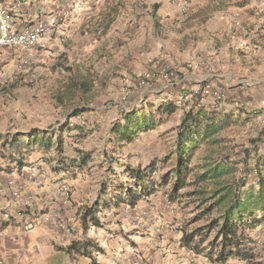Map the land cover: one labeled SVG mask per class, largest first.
<instances>
[{
	"label": "crops",
	"instance_id": "obj_1",
	"mask_svg": "<svg viewBox=\"0 0 264 264\" xmlns=\"http://www.w3.org/2000/svg\"><path fill=\"white\" fill-rule=\"evenodd\" d=\"M70 1L0 0V6L9 15L14 13L29 23L42 20L56 24L53 34L35 49L0 50V233H3L0 264H218L206 256L213 236L200 251L183 244L184 232L204 227L213 218L205 217L206 221L199 218L203 209L192 207L191 203L186 206L185 200L189 198L172 202L166 188L143 196L132 205V196L141 193L133 179L125 175V181H121L125 189L117 191L120 181L99 176L93 158L81 163V154L88 151L80 138L89 135L85 128L87 119L82 114L97 113L96 109L83 106L79 109L85 111L78 116L65 112L67 101L83 99L79 93L71 99L67 94L69 83L65 81L57 89L44 92L49 89L44 77L50 68L63 72L64 46L77 28L85 26L87 18H91L84 21L77 17L80 12L66 14ZM85 1V8L93 2ZM173 3L175 13L172 12L168 24L181 44L168 43L169 30L158 21L155 34L161 32L162 37L154 42V49L155 56L162 59L153 68L162 73L166 67H181L170 60L169 50H175L174 55L182 50L185 54L194 50L191 52L194 61L187 66L194 72L187 71L176 83L181 92L186 89L184 83H200L214 77L215 72H223L216 77L225 78L224 84L230 89L236 78L247 75L252 67H264L261 31L264 1L238 2L237 6L234 2L226 5L223 0H173ZM193 12L195 15H191ZM112 18L105 32L106 22L100 28H87L95 38L103 40L114 34L112 28L118 16ZM58 55L60 66H53L51 58ZM152 59L149 54L142 56L145 70L151 68ZM161 75L157 88L167 86ZM253 84L256 82L249 83ZM212 85L219 92L222 90L219 84ZM256 90H229L225 96L229 99L226 110L233 113L246 109L249 115L264 116V101ZM113 131L112 127L109 132L113 135ZM149 165L126 164L132 168ZM254 187L257 190L255 184ZM92 217L98 218L99 227L92 223ZM27 222L34 229L30 233L24 228ZM259 230L261 226L249 233L253 243ZM198 240L196 237V245ZM75 243L80 245L70 249ZM227 264L251 262L236 258Z\"/></svg>",
	"mask_w": 264,
	"mask_h": 264
},
{
	"label": "rangeland",
	"instance_id": "obj_2",
	"mask_svg": "<svg viewBox=\"0 0 264 264\" xmlns=\"http://www.w3.org/2000/svg\"><path fill=\"white\" fill-rule=\"evenodd\" d=\"M92 1L77 16L82 17L84 21L87 17L91 18H87L85 26L77 28L67 46H64L66 58L62 66L63 72H55L50 68V72L44 77L47 80L46 86H49V89L44 92L47 93L57 89L63 81L68 84L74 78H87L94 83L92 93L87 98L67 101L64 109L65 112L71 114H73L75 108L83 106H91L96 109L97 113L86 111L82 114L87 119L85 128L89 135L80 139L82 140V146L86 145L85 148L88 151L87 153H90V158H93L94 165L99 167L97 169L99 176L102 175L104 178H112L113 180L118 179L121 183L126 179L122 166L130 163L140 166L156 163L158 169L152 179L156 183H162L163 176L171 171L175 163L178 126L191 107H205L211 111L215 110L223 114H229L230 112L226 110L227 107L225 106L229 99L225 96L229 94V90L234 89L242 92L257 89L256 91L261 96V100L264 101V67L261 66L263 68L259 71L261 68L259 65L256 68L252 67L247 75H240L236 78L235 85L230 89L224 84L225 78L216 77L222 75L223 72H215L214 77L205 79L200 83H188L189 81L186 82L187 84L184 83L186 89L181 92V88H178L176 83L181 80V76L187 71L189 74L194 72L192 68L187 67L194 61L192 56L194 50H191L192 53L190 52V54H185L182 50L177 55L173 54L175 50H169L172 54L170 60L176 65L182 66L166 67V72L163 71L162 73L163 79H166L164 84H167V86L157 88L156 85L160 83L157 80L159 76H162V73L157 71V67L153 68L154 65L158 66L162 59V56H155L154 49V42L162 37L161 32L155 34V31L158 32L157 28H159L158 21L163 28L166 26L169 30V33L166 34L168 43L181 44V41L175 38L168 24L169 20L171 21L169 18L173 16L172 12L175 13L173 0ZM223 1L227 3L226 5L234 2L237 6L238 2L246 3L259 0ZM157 5H159L161 12L158 11L159 9L155 11ZM85 11H87L86 14ZM195 13L193 12L191 15H195ZM233 14L237 15L235 12ZM115 15L118 16V19L114 25L115 28H112V31H114L113 36L100 40L91 34L90 28H87L88 26L100 28L102 23L105 24L108 16ZM84 27L87 29H84ZM261 31L263 36L264 22L261 24ZM124 35L126 37H123ZM142 43L145 44L142 45ZM112 44L113 46H111ZM186 52L188 53L189 49ZM144 54H149L153 58L150 64L151 68L147 70H145L147 67H143L142 64ZM59 57L58 55L51 58V61L54 62H52L53 66H60L57 62ZM184 68L187 70H183ZM171 73L172 76H169ZM250 82H256V84L250 86ZM214 83L219 84L218 87L221 86L222 90L220 92L218 88L213 87L212 84ZM168 84H173V86H168ZM155 89L160 92L155 93ZM95 101L97 102L95 103ZM167 102L174 103L178 108L177 112L157 130L141 135L133 143L119 146V142L115 140V135L109 132L112 127L115 128L118 123L123 122V115L126 111L155 112L157 106ZM238 112L235 110L233 113L236 116L239 115ZM259 135L264 136V116L246 114L241 122L233 123L217 136L218 143L201 145L195 152L194 161L196 164H201L210 157L211 160L217 161L226 162L228 159L237 161L242 157V151L251 147V141ZM259 148L260 155L264 154V143ZM250 157V165H254L255 154H251ZM165 159H167L166 162ZM247 171L246 166L242 163L239 165L238 172L231 177L244 178L248 174ZM252 171L253 168L250 167L249 172ZM247 177L248 186L245 189L255 184L254 175L248 174ZM193 180H191L192 183H194ZM171 186V184L167 186L169 192ZM142 188V186L137 187L138 191H141ZM163 189H166V187L158 185L155 193ZM195 189L196 187L191 184L183 193H190ZM194 200L195 198L185 200V205L187 206ZM191 205L197 207V204ZM206 220L208 219L205 218ZM254 240L255 243L251 246L256 257L254 264H264V223L261 225V230L254 236Z\"/></svg>",
	"mask_w": 264,
	"mask_h": 264
},
{
	"label": "trees",
	"instance_id": "obj_3",
	"mask_svg": "<svg viewBox=\"0 0 264 264\" xmlns=\"http://www.w3.org/2000/svg\"><path fill=\"white\" fill-rule=\"evenodd\" d=\"M159 5L156 6V10ZM113 21L112 16L106 19L108 29ZM94 83L91 79H72L69 83L67 94L74 98L76 94L85 99L93 89ZM178 108L174 103H164L157 106L155 112L145 113H126L122 123H118L113 131L115 140L119 146L133 143L141 133H147L162 126L168 118L177 112ZM234 113H221L220 111H211L205 107H191L188 110L178 126L176 138V159L171 171L164 175L162 183H156L152 180L158 166L156 163L148 167L132 168L131 166H122L124 175L133 179L139 186H142L141 193L132 196L131 204L135 205L143 196H150L156 192L157 186H167L171 184L169 199L172 202L178 201L181 197H187L191 204H197L196 208L203 209L199 218H213L209 223L192 232H184L182 238L183 244L187 247L200 251L201 246L213 236L209 243L210 250L206 253L207 258L218 264H227L231 259H242L254 264L255 253L250 246L253 239L249 233L256 230L264 223V154L260 155L259 146L264 143V136L259 135L252 140L251 147L242 151V157L237 161L228 159L226 162L211 160L210 158L203 163L194 161L195 152L203 144L213 145L218 143L217 136L233 123H239L245 117L246 109ZM85 109L75 108L73 116H78ZM238 111V110H237ZM248 118V117H247ZM251 154H255V164L250 165ZM89 153H82L80 161L86 164L91 160ZM165 162L167 159L164 160ZM244 164L248 174L255 177L256 187L248 186V174L241 179L231 177L238 172L240 164ZM253 168L249 172V168ZM194 179V183L191 180ZM150 181L149 184H146ZM121 184V185H120ZM195 186L196 189L190 193H183L189 186ZM117 191L125 189L124 184L119 183ZM189 203V204H190ZM188 204V205H189ZM187 205V206H188ZM84 229L87 215L83 216ZM92 223L99 227L101 225L97 217H92ZM198 237V244H195ZM80 243H75L70 249L77 248Z\"/></svg>",
	"mask_w": 264,
	"mask_h": 264
},
{
	"label": "built area",
	"instance_id": "obj_4",
	"mask_svg": "<svg viewBox=\"0 0 264 264\" xmlns=\"http://www.w3.org/2000/svg\"><path fill=\"white\" fill-rule=\"evenodd\" d=\"M85 0H71L68 3L69 16L75 13L82 12L85 9ZM56 24L45 22L42 20L29 23L23 18H19L14 13L9 15L0 6V50L14 49V50H32L39 47L42 42L48 39L54 32ZM1 61H0V76ZM25 230L32 232L33 226L27 222ZM3 233H0V236Z\"/></svg>",
	"mask_w": 264,
	"mask_h": 264
}]
</instances>
